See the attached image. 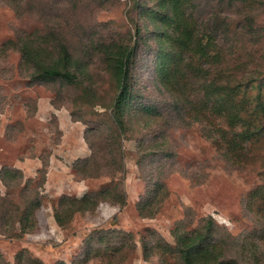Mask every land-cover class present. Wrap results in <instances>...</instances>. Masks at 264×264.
Returning a JSON list of instances; mask_svg holds the SVG:
<instances>
[{
    "label": "rangeland",
    "instance_id": "rangeland-1",
    "mask_svg": "<svg viewBox=\"0 0 264 264\" xmlns=\"http://www.w3.org/2000/svg\"><path fill=\"white\" fill-rule=\"evenodd\" d=\"M157 1L0 0V171L23 174L11 188L0 179V196L12 208L39 204L35 228L19 237V223L10 234L0 220V264H181L179 240L210 219L214 241L200 257L215 250L213 264H264V137L233 142L242 125L230 129L209 115L220 104L206 97L219 78L237 93L247 122L264 104V0L182 2L189 18L226 33L211 52L220 59L208 80L190 57L178 61V48L160 35ZM25 33L54 39L47 52L67 45L88 67L84 88L32 84L15 44ZM122 43L137 52L131 111L120 127L119 88L99 49ZM164 51L174 54L166 66ZM176 61L182 75L167 88L161 70L170 73ZM192 111L205 121L193 122ZM87 195L94 204L84 211ZM64 197L72 203L62 204Z\"/></svg>",
    "mask_w": 264,
    "mask_h": 264
},
{
    "label": "trees",
    "instance_id": "trees-1",
    "mask_svg": "<svg viewBox=\"0 0 264 264\" xmlns=\"http://www.w3.org/2000/svg\"><path fill=\"white\" fill-rule=\"evenodd\" d=\"M15 2H20L22 0H11ZM184 0H158L156 4V13H158L159 18L163 24L159 30L161 36H165L167 41L173 42V44L178 48L177 60L190 57L191 62L198 64L199 68L197 70L198 74L202 78L207 79V73H211V65L215 60L220 59V55H213L215 49V44L225 37L215 33L216 28L212 30L205 28L203 22H197L188 14L187 10L182 12V2ZM236 4L245 6L248 0H235ZM164 22H167L171 29L174 28L173 34L168 33V31H163L165 26ZM175 25V27H172ZM166 27V26H165ZM253 29V27H250ZM54 39L49 37H43L40 40H34L31 35L24 34L20 36L15 44L18 46L17 50L21 54V64L24 68L31 71V82L34 85L38 84H59L66 87H81L84 88V76L88 73L87 65L81 63L80 59L75 58L70 52V49L63 42L56 43L55 48L59 47L58 50L49 51L51 49L48 45L53 43ZM99 49V54L104 56L105 64L109 67L112 74L114 75L117 85L119 88V93L117 94L115 101L113 103L114 116L116 119V124L120 127L123 126V116L131 109L130 102L132 99V86L130 84L131 78V67L133 60L136 56L137 47H131L125 43L118 44L110 47L109 44H102ZM212 52V53H211ZM173 52H165L163 58V65L166 66L170 63L171 55ZM174 56V54H173ZM178 61L176 65L173 64V69L170 73H167L164 68L161 70V76L164 77V85L169 88L175 78L178 75H182L180 69L178 68ZM169 72V71H168ZM178 79V78H177ZM206 97L210 100L215 99L216 102L220 104V108L216 105L212 110H210L209 115L214 116L218 120H221L224 125L228 128L233 129L239 125H242L240 131L235 134L234 141L236 144H248L253 143L255 139L259 141L264 137V104L259 102V105L253 108L252 112L247 115L248 122L243 118L241 109L236 105L235 99L237 93L235 90H231L226 85L219 84V78L217 80L209 82L206 87ZM86 97L90 100L95 98L94 93L90 89L86 88ZM179 105V103L177 104ZM243 109V108H242ZM146 112H152L151 107L145 108ZM244 110V109H243ZM131 111V110H130ZM191 112V120L197 123L198 121L204 122L200 115ZM250 123V124H248ZM216 127L215 123H211ZM223 139L229 138L230 130L222 132ZM87 164V161L83 162ZM0 179L6 188H11L18 185V181L23 179V174L20 170H15L9 167H3L0 171ZM29 182L26 186H29ZM4 197L0 196V220L9 222V229L7 231L12 233V228H14L15 223L21 225V232L18 234H13V237H19L22 234L28 233L35 228L34 223V212L36 204V199L34 201H28L25 208L13 206ZM91 196L87 195L81 200L83 204L90 203ZM62 204L72 203L70 197H64L60 201ZM78 203L74 201L73 203ZM125 200L122 201V205ZM85 205L82 209L86 211L91 205ZM79 211V209H78ZM56 221L59 225H63V219L57 213L55 215ZM13 224V225H11ZM12 227V228H11ZM11 228V229H10ZM0 231L5 234L6 229L0 225ZM214 231L213 220L210 219L206 225L202 226V230H195L189 233L179 240V255L181 264H213L212 258L215 256V250H206L205 256L200 257L199 252L202 246L214 241L212 239ZM214 246V245H213ZM218 251V246H214Z\"/></svg>",
    "mask_w": 264,
    "mask_h": 264
}]
</instances>
